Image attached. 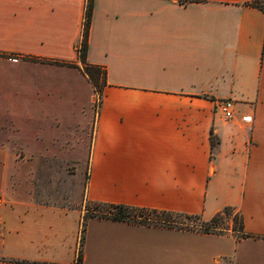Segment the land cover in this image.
I'll return each mask as SVG.
<instances>
[{
    "label": "crops",
    "instance_id": "1",
    "mask_svg": "<svg viewBox=\"0 0 264 264\" xmlns=\"http://www.w3.org/2000/svg\"><path fill=\"white\" fill-rule=\"evenodd\" d=\"M93 1L100 99L88 0H0V264H264V0ZM32 155L87 169L91 202L230 207L242 228L91 217L81 245L80 209L37 202Z\"/></svg>",
    "mask_w": 264,
    "mask_h": 264
},
{
    "label": "rangeland",
    "instance_id": "2",
    "mask_svg": "<svg viewBox=\"0 0 264 264\" xmlns=\"http://www.w3.org/2000/svg\"><path fill=\"white\" fill-rule=\"evenodd\" d=\"M32 156L35 163L32 171L33 192L40 204L80 209L82 211L81 229L86 226L91 217H110L112 213L118 211L117 208L108 209L106 206H98L86 199L87 169L78 171L75 164L66 162V159L58 160L44 157V155ZM128 219L134 223L173 226L200 231L208 229V231L216 233L227 232L230 228L235 231L239 230V214L234 210H230L229 214H224L218 221L208 223H205L201 218L153 212L135 215L128 217Z\"/></svg>",
    "mask_w": 264,
    "mask_h": 264
},
{
    "label": "trees",
    "instance_id": "3",
    "mask_svg": "<svg viewBox=\"0 0 264 264\" xmlns=\"http://www.w3.org/2000/svg\"><path fill=\"white\" fill-rule=\"evenodd\" d=\"M252 6L261 8L264 11V1H253L250 2ZM94 8V1L93 0H88V3L86 5V11H85V19H84V25H83V38L81 42V46L79 48V54L82 59V61L85 64V71L86 73L90 76L92 81L96 84L99 97H102V90L100 88V81H106V71L103 70L99 66H94L86 63V58H87V53H88V40H89V33H90V27H91V20H92V12ZM216 140L215 138L212 137V144L215 145ZM98 206H106L108 209H114L117 208L116 213H112L110 215V218L115 219V220H127L128 217H132L135 215H145L150 212L153 213H162V214H167V215H180V216H185V217H196L200 218L197 215H183L180 213H174L170 211H158L155 209H147V208H140V207H132V206H127V205H122V204H107V203H96ZM232 210L230 207H226L223 211L215 215L210 221L215 222L218 221L224 214H229V211ZM111 212V211H110ZM131 220V219H130ZM129 221V219H128ZM208 221V222H210ZM131 222V221H130ZM205 222V223H208ZM242 228V221L241 217L239 216V230ZM86 230V226H83L82 229V236H81V245L83 244L84 241V233ZM204 232H210L208 229ZM82 262V252L80 250L79 256H78V264Z\"/></svg>",
    "mask_w": 264,
    "mask_h": 264
},
{
    "label": "built area",
    "instance_id": "4",
    "mask_svg": "<svg viewBox=\"0 0 264 264\" xmlns=\"http://www.w3.org/2000/svg\"><path fill=\"white\" fill-rule=\"evenodd\" d=\"M216 110L229 121L235 117L234 102L229 98L219 99L216 103ZM3 233V224L0 221V237Z\"/></svg>",
    "mask_w": 264,
    "mask_h": 264
}]
</instances>
